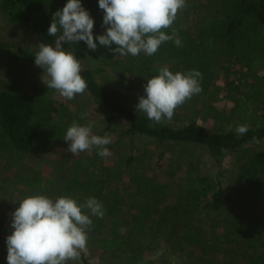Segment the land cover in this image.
Here are the masks:
<instances>
[{
  "label": "rangeland",
  "instance_id": "374dc122",
  "mask_svg": "<svg viewBox=\"0 0 264 264\" xmlns=\"http://www.w3.org/2000/svg\"><path fill=\"white\" fill-rule=\"evenodd\" d=\"M93 1L96 12L91 14L86 10L94 19L96 37L104 34L106 27H102L104 12L99 8V0ZM210 5L211 0H188L174 23L193 28ZM55 39L44 37L39 30L19 22L0 4V40L6 45L0 49V79L25 90L38 87L44 96L52 98L58 108L54 113V133L62 139L56 148H35L17 159H9L0 151V218L6 216V231H14L12 213L24 198L69 197L67 180L76 172L96 173L99 167L103 174L110 173L107 192L112 194V201L120 210L116 216L105 214L107 225L102 233L87 230L84 253L90 263L264 264V193H258V188L245 181L244 172L247 162L264 154V139L247 144L243 151L225 154L218 165L208 150L197 143L160 144L141 134L130 137L125 134L129 124L121 118H115L113 128L107 129L112 113L93 94L86 89L72 100L61 97L58 91L48 89L42 82L48 79L43 76V69L22 57V50L36 54L39 44L54 46ZM62 46L73 53L71 47ZM144 55L142 52L136 57L117 53L106 56L105 61L97 62L104 69L99 72L112 81L104 83V76L99 72L95 73L96 80L138 101L145 95L144 85L137 83L128 70L139 65L138 59ZM252 57L243 60L219 54L209 90L194 95L175 109L171 120L161 122L179 127L195 118L213 131L236 129L243 125L235 117L236 97L245 98L253 111L264 115V51L258 53L255 69L248 66ZM162 61L165 66H171L161 58L156 63ZM80 63L81 69L94 68V63L87 58ZM122 77L124 86H117L115 80ZM82 113H87L83 119ZM73 121L91 124L93 135H110L112 143L106 147L111 155L101 157L95 148L75 156L67 151L70 141H64L63 137ZM34 169L49 177L50 185L31 188L18 181ZM205 177L220 178L229 193L227 205L215 210L210 202L212 192H209L194 203L193 209L182 207L181 203L192 202L190 190L203 189L200 178ZM70 193L78 197V205L84 204L80 200L84 193L78 190ZM188 230L196 236L195 243L186 240ZM96 236L119 238L124 242L123 250L97 247L93 241ZM7 255V247H1L0 264H8ZM67 264L83 263L68 261Z\"/></svg>",
  "mask_w": 264,
  "mask_h": 264
},
{
  "label": "trees",
  "instance_id": "16d2710c",
  "mask_svg": "<svg viewBox=\"0 0 264 264\" xmlns=\"http://www.w3.org/2000/svg\"><path fill=\"white\" fill-rule=\"evenodd\" d=\"M64 2L63 0H0L1 7L11 16L24 25L39 30L44 37L50 39L55 38L48 35L53 14L61 10L68 0ZM81 3L85 9H89L91 14L96 12L93 0H81ZM172 27L177 30L182 46L177 47L174 41L164 42L156 54L144 55L138 59L139 65L134 69L130 67L128 71L137 83L145 85L148 79L158 75L159 69L165 66L163 61L160 64L156 63L157 58H161L169 62L171 66L167 67L174 74L199 70L202 73L201 92H206L213 79L217 56L221 53L243 60L253 55L248 66L255 69L258 53L264 51V0H211L208 12L198 17L193 28L178 26L176 23H173ZM164 31L171 34V29H164ZM96 42L95 51L88 49L83 41L71 45L63 43V45L71 47L79 61L87 58L94 63V68L81 69V75L88 85L86 89L112 113L107 129L113 128L112 122L115 118H121L129 124L125 134L130 137L141 134L160 144L197 143L208 150L218 165H221L225 154L243 151L247 144L264 139V115H258L253 111L243 97L234 99L235 117L243 125H247L249 130L239 138H237L236 129L213 131L200 124L195 118L179 127L149 120L145 113L137 112L135 106L139 100L123 95L115 88L109 89L96 80L95 73L104 71L97 62L105 61L106 56L115 54L107 46L99 45L98 40ZM5 46V43L0 40V49ZM111 47L117 46L113 44ZM21 53L23 58L35 63V53L26 50H22ZM99 74L104 76V83L112 81L106 74L102 72ZM124 80L123 77L115 80V84L124 86ZM57 110L55 101L44 96L40 88L25 90L11 81L0 79V151L9 159H17L21 154L35 148L47 146L50 149L56 148L62 140L54 133L56 127L54 113ZM100 169L98 167L96 173L76 172L67 180L66 187L67 194L75 199L77 204L78 197L70 191L78 190L84 193V198H80L82 203L90 197H95L102 203L103 218L91 216L87 210L82 209L85 214L90 215L93 221L90 229L96 234L102 233L107 225L105 214L116 216L120 210L117 203L112 201V194L107 192L110 173L103 174ZM244 172L245 181L249 180L251 186L258 188V193H264V179L259 181L260 177L264 178V154L247 162ZM200 180L204 183L203 189L199 190L197 187L190 190L193 194L192 202L181 203L182 207L192 206L193 209L194 203L199 202L201 196H206L209 192H212L210 202L215 210H221L227 205L229 193L223 187L219 177H205ZM18 181L31 188L50 185L49 177H45L36 169L30 175L19 177ZM5 221L6 216H2L0 218V248L7 247V237L12 234L4 228ZM185 238L192 243L197 241L190 230ZM93 241L97 247L107 250H123L124 247V242L115 237L96 236ZM79 261L83 264H92L84 251L81 252Z\"/></svg>",
  "mask_w": 264,
  "mask_h": 264
},
{
  "label": "clouds",
  "instance_id": "9594fccd",
  "mask_svg": "<svg viewBox=\"0 0 264 264\" xmlns=\"http://www.w3.org/2000/svg\"><path fill=\"white\" fill-rule=\"evenodd\" d=\"M186 7V0H99L103 10L104 34L94 37V19L83 7L81 0H68L52 17L48 35L56 37L55 45L41 43L35 54V64L43 69L42 79L48 89L59 92L60 96L72 100L83 94L87 83L81 75V63L76 56L67 51L63 43L85 42L87 48L95 51L99 45L121 56L136 57L140 53L152 56L162 43L174 41L182 46L178 32L173 28L180 9ZM164 29H171L167 34ZM115 44L117 47L112 48ZM199 70L187 73L161 67L158 75L147 80L145 95L139 97L135 106L137 112L145 113L147 118L157 123L163 119L171 120L178 106L183 105L202 91ZM87 116L82 113L81 118ZM247 125L236 128L237 138L248 132ZM64 141L70 145L67 151L74 156L85 150L96 149L101 157L111 155L106 147L112 143L110 135H93L92 125H81L73 121L68 127ZM12 213L11 227L14 229L7 237L8 264H67L79 261L81 252L86 250L87 230L93 224L91 216L103 218L104 208L95 197L88 198L84 204L68 196L55 200L45 195H34L19 202Z\"/></svg>",
  "mask_w": 264,
  "mask_h": 264
}]
</instances>
